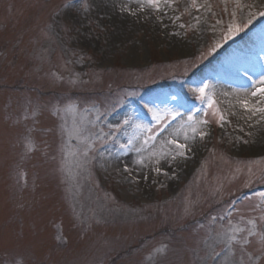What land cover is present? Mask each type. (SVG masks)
Here are the masks:
<instances>
[{
  "label": "rangeland",
  "instance_id": "374dc122",
  "mask_svg": "<svg viewBox=\"0 0 264 264\" xmlns=\"http://www.w3.org/2000/svg\"><path fill=\"white\" fill-rule=\"evenodd\" d=\"M122 1L136 11L129 21L100 0H0V264H219L227 235L239 258L249 219L243 259L258 258L264 199L220 215L264 189V142L216 86H249L264 69V17L248 23L264 0ZM233 23L247 27L224 41ZM202 83L211 108L192 100ZM176 128L195 151L173 161L169 141L188 146Z\"/></svg>",
  "mask_w": 264,
  "mask_h": 264
},
{
  "label": "snow or ice",
  "instance_id": "6c2138e0",
  "mask_svg": "<svg viewBox=\"0 0 264 264\" xmlns=\"http://www.w3.org/2000/svg\"><path fill=\"white\" fill-rule=\"evenodd\" d=\"M159 2L160 0H148V3L150 5H154V6H157L159 5ZM165 2H167V0H165ZM191 3H192V6L195 7L196 6V0H191ZM236 4H237V7H240V0H236ZM75 6L73 4V0H68V3L65 5L66 8H70V7H73ZM248 8H252L253 5H247ZM89 8L88 4L85 2L84 3V10L87 11ZM227 9H225L226 11ZM236 13L233 12L232 13V16L235 17ZM256 16H260V17H264V5H262V8L261 10H258V11H255V12H252L250 11L249 12V19H248V23H251L252 19L255 18ZM217 23H220V21L218 20ZM181 27H183V25H181ZM247 27L246 24L244 25H238V24H230L227 28V31L224 33L222 39L224 41H227V40H230L232 39L234 36L238 35L241 31H243V29ZM221 45L219 42L216 43L215 47L213 48H210L209 49V52H214L216 50V48H219ZM247 75V73H245ZM249 80H251L252 78L249 76L248 77ZM257 85H260L259 87H257ZM253 87L255 88L254 91H252L250 93V95L252 97H257V96H264V76H262L258 81H253ZM210 88V85L208 83H202L201 86L197 87V88H194L192 89V91L194 93H197L198 94V97L199 99H201V101L203 102L205 100V98L208 99V104H209V107L211 108L213 106V103L214 101L212 100L211 97H207V93H206V90ZM245 109L248 110V111H253V109L249 106V102L247 100H244L241 102ZM145 107L147 108V111L149 113H152V117L154 120L156 121H160L161 120V117L160 115L158 114V112L153 109L152 107H149L147 104H145ZM255 111H259L261 112L262 114H264V107H261V108H258V109H255ZM253 114H254V111H253ZM169 115L171 116V119L175 120L178 116H181L182 114L179 112V111H170L169 112ZM193 119V117L191 115L188 116V120L191 121ZM224 117H223V114H220V120L223 121ZM202 123L204 124H208V121L207 120H204V121H201ZM124 124H128L129 121L127 119H125L123 121ZM167 125H164V128H166ZM150 130V129H149ZM163 130V128L161 129ZM192 131L195 133L196 132V129L193 128ZM200 137L203 138L204 135H206V133L204 132H200L199 133ZM148 139L150 140H154L155 139V135H152L150 136ZM148 141L145 140V143H147ZM169 143L171 144H174L175 145V155L172 156V160L175 161L176 160V157L177 156H180V157H184L185 156V152L186 151H191L190 148H188L187 145L183 144V143H180L176 140H171L169 141ZM122 147L126 148L127 145H122ZM130 170H129V167L127 165H124L123 166V172L125 173H128ZM156 171L158 173H160L162 170L160 168H157ZM164 175H167V172H164L163 173ZM142 179H145V177H141ZM262 196H264V194H261ZM221 219H223V217H221ZM260 219L262 221H264V214L261 215ZM230 223V221H229ZM248 223L252 225V228H249L247 230V235L246 236H243L241 238V247L239 249V258L236 259V253L233 252V249H232V242L233 241H236L237 240V237L235 235H227V240L225 241V244L228 248V251L227 253L223 256V259L219 261V264H259V259L260 258H264V232H261L260 233V241H261V247L259 248V257L254 259L252 256H248V261H245L243 259L244 255H246V249L243 247V245H248L250 243L248 237L249 236H254L256 233H255V227H256V221L255 220H252V219H249L248 220ZM232 231L235 233V232H242L244 231L243 229H240V228H234L232 229ZM224 252V249L222 248L220 252H215L213 250V255H212V260L215 261L216 260V257H219L221 256V254Z\"/></svg>",
  "mask_w": 264,
  "mask_h": 264
},
{
  "label": "bare ground",
  "instance_id": "6f19581e",
  "mask_svg": "<svg viewBox=\"0 0 264 264\" xmlns=\"http://www.w3.org/2000/svg\"><path fill=\"white\" fill-rule=\"evenodd\" d=\"M100 1H103L106 4V7L108 8L109 11L118 14V17H121V20L129 21L133 19L134 14L136 13L135 9L133 10L131 4H129L127 1H122V0H100ZM231 61L235 63L234 58H230V62ZM239 64H240L239 67H241L244 70L245 69L248 70L250 68V65L248 63H244V64L239 63ZM251 88H253V85L248 89L243 88V89L235 90L229 86L218 84L216 86L217 89L216 93L217 96L225 104L226 108L230 109L231 111L235 112L240 117H242L244 121L248 123V125H252V129L254 133L257 134L256 139L259 138L258 144H262L264 142V129H262L264 114H262L259 111H255V109L264 107V96L252 97L249 92ZM244 100H247L249 102V106L253 109L254 114L253 111H248L245 109L244 105L241 103ZM165 109L167 110V108ZM173 131L176 134L178 133L184 136L185 140L188 142V148L191 149V151H186V154L192 156V154L195 151V145L193 143V137L191 133L189 131H183L182 129H177V128L173 129ZM137 134H139V131L136 133V136H138ZM133 157L134 156H132V159L135 158ZM133 164L137 168L139 164V160H133Z\"/></svg>",
  "mask_w": 264,
  "mask_h": 264
}]
</instances>
